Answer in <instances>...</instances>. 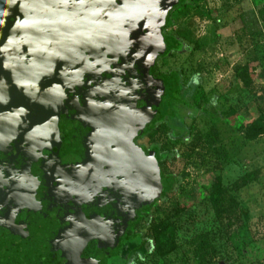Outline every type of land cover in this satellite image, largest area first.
<instances>
[{
	"label": "water",
	"instance_id": "water-1",
	"mask_svg": "<svg viewBox=\"0 0 264 264\" xmlns=\"http://www.w3.org/2000/svg\"><path fill=\"white\" fill-rule=\"evenodd\" d=\"M177 1L0 0V264H101L159 197L135 137L165 104Z\"/></svg>",
	"mask_w": 264,
	"mask_h": 264
},
{
	"label": "rangeland",
	"instance_id": "rangeland-1",
	"mask_svg": "<svg viewBox=\"0 0 264 264\" xmlns=\"http://www.w3.org/2000/svg\"><path fill=\"white\" fill-rule=\"evenodd\" d=\"M167 32L185 47L157 67L181 68L189 90L201 82L206 111L174 106L137 139L165 152L169 188L104 264H264V135L245 136L264 111V0H189L171 10ZM156 226L171 234L161 251Z\"/></svg>",
	"mask_w": 264,
	"mask_h": 264
},
{
	"label": "trees",
	"instance_id": "trees-1",
	"mask_svg": "<svg viewBox=\"0 0 264 264\" xmlns=\"http://www.w3.org/2000/svg\"><path fill=\"white\" fill-rule=\"evenodd\" d=\"M188 2H189V0H178L175 7H177V6L179 7L183 4H188ZM169 25H170V15H169V20L167 21V23L164 25V27L162 29V33L165 36L166 50L157 58V61L159 58L167 56L172 51H178V50L182 51L185 47L184 43L181 41L180 38H178L174 34H170L167 32ZM157 61H156L155 68H154L155 73L157 75H160V77H163L167 81V86H168L167 92H166L165 97H164L165 104H164L162 111L158 115L156 121L154 122V124L145 132L136 135V137H135L136 142H137L138 138L142 137L143 135L148 134L160 121H162L164 119V117L168 114V112H170V109H172L174 106H177V108H179L181 105H183V107L188 106L190 108L193 107L196 109L206 111L205 107H206V103L208 100H207L206 93H205V90H204L202 83L199 82L197 84H193L191 82L193 89L189 90L184 85L181 68H176V69H172V70L167 71V72H162L157 67ZM247 68H248V64L237 67V73L243 79H244L245 75L247 74ZM261 135H264V111L262 112V114L257 119H255L252 123L248 124L247 130L245 132V136L250 140L256 139L257 137H259ZM139 145H141V144H139ZM141 146L146 148L148 151L154 152V154L156 155V157L158 159L159 166L161 168V162L166 157L165 152L161 151L159 146H154V147H152V149H148L144 145H141ZM161 170H162V168H161ZM162 172H163V170H162ZM257 174H258L257 170L246 172L242 176L243 184L251 183L254 179H256ZM165 180H166V183H165V186L163 187V189L161 190L160 195H162L164 192H166L169 188L168 177L165 176ZM152 205L143 209L141 212H139L136 215V217L134 219H132L128 223L125 232L119 237L117 242L109 248V250H108V252H107V254H106V256H105V258L101 264L106 263L107 261H109L110 258L116 256V253H117L119 247L121 246V244L125 240L131 239L133 237V232L136 229L137 224L139 223V221L141 220L143 215L150 210ZM159 231H161V230L158 228V226H156L155 227L156 233H155L154 238L156 240V244L158 245V249L161 251L162 246L164 245V243H166L170 239L171 234L166 233V232H159ZM159 233H161V234H159ZM92 246H94V251H96L97 242L94 241L93 243H91L86 248V250L84 251L83 254H85V252L88 251V249ZM134 261L136 264H142L140 262L138 256L134 257Z\"/></svg>",
	"mask_w": 264,
	"mask_h": 264
},
{
	"label": "flooded vegetation",
	"instance_id": "flooded-vegetation-1",
	"mask_svg": "<svg viewBox=\"0 0 264 264\" xmlns=\"http://www.w3.org/2000/svg\"><path fill=\"white\" fill-rule=\"evenodd\" d=\"M155 68V67H154ZM154 72H155V70H154ZM158 76H160V75H158ZM93 243V242H92ZM84 256H86L85 254H83ZM87 257H91V256H87Z\"/></svg>",
	"mask_w": 264,
	"mask_h": 264
}]
</instances>
